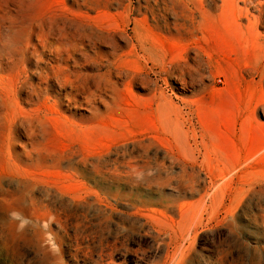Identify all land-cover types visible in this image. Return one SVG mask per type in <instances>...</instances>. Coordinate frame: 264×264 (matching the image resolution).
Wrapping results in <instances>:
<instances>
[{"label":"rangeland","instance_id":"374dc122","mask_svg":"<svg viewBox=\"0 0 264 264\" xmlns=\"http://www.w3.org/2000/svg\"><path fill=\"white\" fill-rule=\"evenodd\" d=\"M225 3L0 0V264H264V6Z\"/></svg>","mask_w":264,"mask_h":264},{"label":"bare ground","instance_id":"6f19581e","mask_svg":"<svg viewBox=\"0 0 264 264\" xmlns=\"http://www.w3.org/2000/svg\"><path fill=\"white\" fill-rule=\"evenodd\" d=\"M222 1V5H225L227 2V5L230 7V8H235L236 7V3L237 2H243L244 4H249V0H221ZM262 5L264 6V0H263V3ZM226 6V5H225ZM224 7V6H223ZM226 8V7H225ZM260 12H262V17L264 16V11H262V9L259 10ZM221 14V13H220ZM261 17V16H260ZM257 18V17H256ZM248 19V18H247ZM249 20V19H248ZM259 21V20H258ZM264 22V19H262L260 21V23L262 24ZM258 25V23H257ZM38 27V26H37ZM44 26L42 25V28ZM46 28V27H45ZM49 28V27H48ZM40 29V28H39ZM38 29V31H39ZM44 29V28H43ZM41 30V29H40ZM57 31V30H55ZM42 32V31H41ZM52 32V31H51ZM50 31H47V32H43L40 34L41 37H43L39 43V45L43 48L46 46V43L44 41H47L50 37H52V33ZM6 33V32H5ZM35 33V32H33ZM31 35V34H30ZM55 35V34H54ZM60 35V34H59ZM37 36V35H36ZM257 36V35H256ZM59 37V36H58ZM53 40V39H52ZM250 41H247V43L249 44ZM36 45V44H35ZM35 45H32L30 43H27L25 45H17V41L15 39V37H13V39H9L8 41H2L0 43V57H3V56H6L8 54L11 53V49L17 51V52H20V54L23 55L24 51L26 50H29L31 51V53H36L37 52V47ZM63 51V50H62ZM29 53V52H28ZM35 55V54H34ZM33 55V57H34ZM18 58V57H17ZM25 58V57H22V59ZM29 59V57L27 58ZM12 60V58H11ZM51 64V63H50ZM262 69H263V65L261 66H258L257 68H253L251 69L250 71H248L246 73V76H250L251 79L253 80L255 76H261V72H262ZM220 71V70H219ZM21 73V72H20ZM221 73V72H220ZM219 74V73H217ZM223 76V75H222Z\"/></svg>","mask_w":264,"mask_h":264}]
</instances>
